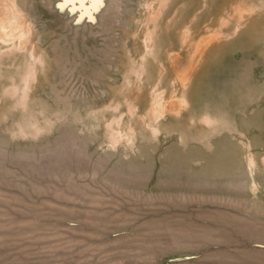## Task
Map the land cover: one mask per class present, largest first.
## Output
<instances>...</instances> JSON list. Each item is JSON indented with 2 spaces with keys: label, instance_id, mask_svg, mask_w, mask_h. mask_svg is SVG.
Returning <instances> with one entry per match:
<instances>
[{
  "label": "rangeland",
  "instance_id": "374dc122",
  "mask_svg": "<svg viewBox=\"0 0 264 264\" xmlns=\"http://www.w3.org/2000/svg\"><path fill=\"white\" fill-rule=\"evenodd\" d=\"M0 29V264H264V0H0Z\"/></svg>",
  "mask_w": 264,
  "mask_h": 264
},
{
  "label": "bare ground",
  "instance_id": "6f19581e",
  "mask_svg": "<svg viewBox=\"0 0 264 264\" xmlns=\"http://www.w3.org/2000/svg\"><path fill=\"white\" fill-rule=\"evenodd\" d=\"M1 1L3 2V1H5V0H1ZM6 2H7V1H6ZM9 2H10V1H9ZM9 2H7V3H8V6H9ZM10 4H12V3L10 2ZM2 5H3V4H2ZM4 6H5V5H4ZM8 6H7V7H8ZM9 7H10V6H9ZM12 7H13V6H12ZM14 9H15V8H14ZM8 10H9V9H8ZM8 10H7V11H8ZM7 11H6V12H7ZM9 11H10V10H9ZM13 11H15V10H12V9H11L10 14H14ZM16 13H17V12H16ZM16 13H15V14H16ZM8 14H9V13H8ZM1 15H2V13H1ZM10 16H11V15H10ZM1 17H2V16H1ZM16 17H17V16H16ZM12 18L14 19V18H15V15H14V17H13V15H12ZM18 18H19V16H18ZM3 19H4V17H3ZM13 19H12V20H13ZM1 20H2V19H1ZM14 20H15V19H14ZM20 21H21V20H20ZM2 22H3V20H2ZM14 22H15V21H14ZM14 22H12V23H14ZM16 22H17V21H16ZM10 23H11V22H10ZM6 24H7V22H6ZM17 24H18V23H17ZM19 24L23 27L22 21H21V23H19ZM4 26H5V23H4ZM7 26H8L7 28H10V27H9L10 24L7 25ZM11 26H13V25L11 24ZM21 26L18 27V26L15 25V28L18 27L19 29H21V28H20ZM5 27H6V26H5ZM7 28H6V29H7ZM19 29H15L16 32H17ZM0 30H1V29H0ZM7 30L9 31V29H7ZM7 30H3V31H4V32H5V31L8 32ZM10 30H11V29H10ZM1 31H2V30H1ZM3 31H2V32H3ZM4 32H3V33H4ZM11 32L14 33L12 30H11ZM11 32H10V33H11ZM19 32H20V30H19ZM12 33H11V36H12ZM17 33H18V32H17ZM0 34H1V32H0ZM6 34H7V33H5V35H6ZM2 35H3V34H2ZM14 35L16 36L17 34L14 33ZM13 37H14V36H12L11 38H13ZM11 38H10V39H11ZM14 38H15V37H14ZM14 38H13V39H14ZM5 40H7V39H5ZM11 40H12V39H11ZM0 41H3V40L1 39ZM7 41H8V40H7ZM9 41H10V40H9ZM21 44H22V43H21ZM154 111H155V110H154ZM160 111H161V110H160Z\"/></svg>",
  "mask_w": 264,
  "mask_h": 264
},
{
  "label": "snow or ice",
  "instance_id": "6c2138e0",
  "mask_svg": "<svg viewBox=\"0 0 264 264\" xmlns=\"http://www.w3.org/2000/svg\"><path fill=\"white\" fill-rule=\"evenodd\" d=\"M69 2H71V0H69Z\"/></svg>",
  "mask_w": 264,
  "mask_h": 264
}]
</instances>
